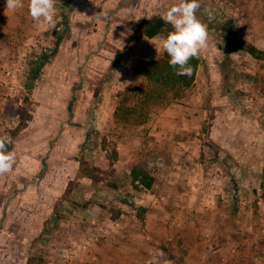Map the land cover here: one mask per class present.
Here are the masks:
<instances>
[{
  "label": "rangeland",
  "instance_id": "1",
  "mask_svg": "<svg viewBox=\"0 0 264 264\" xmlns=\"http://www.w3.org/2000/svg\"><path fill=\"white\" fill-rule=\"evenodd\" d=\"M173 2L56 0L59 29L26 33L0 17V135L16 153L0 174V264H195L186 231L205 243L240 211L245 239L264 242V0H201L195 84L144 124L116 119L119 95L147 84L138 62L164 53L165 32L128 51L131 36Z\"/></svg>",
  "mask_w": 264,
  "mask_h": 264
},
{
  "label": "trees",
  "instance_id": "2",
  "mask_svg": "<svg viewBox=\"0 0 264 264\" xmlns=\"http://www.w3.org/2000/svg\"><path fill=\"white\" fill-rule=\"evenodd\" d=\"M168 31H171V25L165 24L160 17L146 18L131 36L127 50L131 51L144 38H155ZM62 41L63 38L59 37L54 54L57 53ZM44 58L46 63L50 61L47 55ZM168 61L169 56L164 51L159 59L138 62L136 72L147 80V84L145 86L131 85L119 95L120 99L115 112L118 121L144 124L148 121L154 107L166 106L174 99L183 98L187 90L195 84L202 62L200 55L189 62L193 68L191 76L176 75ZM16 135L17 132H13V136ZM9 147L11 149L12 145ZM144 174L142 171L134 170V184L139 183L146 188H151V178L149 181L148 176ZM43 261L41 256L34 254L28 259L27 264H42Z\"/></svg>",
  "mask_w": 264,
  "mask_h": 264
},
{
  "label": "clouds",
  "instance_id": "3",
  "mask_svg": "<svg viewBox=\"0 0 264 264\" xmlns=\"http://www.w3.org/2000/svg\"><path fill=\"white\" fill-rule=\"evenodd\" d=\"M25 7V0H6V8L16 11ZM201 0H174L164 7L160 14L165 24L171 25V31L164 35L159 44H155L158 53L162 48L169 56L168 63L178 76H191L193 68L189 63L199 57L208 44V25L197 15ZM56 0H29V15L37 24H46L49 29L58 28ZM209 19H213L214 9H205ZM149 18H152L149 16ZM59 29V28H58ZM14 145L11 136L0 135V174L10 173L16 164V153L10 149Z\"/></svg>",
  "mask_w": 264,
  "mask_h": 264
},
{
  "label": "crops",
  "instance_id": "4",
  "mask_svg": "<svg viewBox=\"0 0 264 264\" xmlns=\"http://www.w3.org/2000/svg\"><path fill=\"white\" fill-rule=\"evenodd\" d=\"M28 2L29 0H25V7L23 9L13 11L6 8V0H0V17H2L5 29L8 31L12 30L14 32L21 33H26L31 25L37 26L36 28L43 29L41 27L43 23L37 24L29 15ZM2 21H0V23ZM196 211L197 213L195 215L189 214V216H196L197 218L201 216L205 218L209 217L213 219L212 222L218 220L217 217L224 214V210L205 211L204 214H202V211L200 213V210L196 209ZM184 215H186V217L188 216L187 214ZM227 215L228 212L225 214V216ZM229 216H232V213H230ZM232 217L235 218V224L233 225L219 223H213L209 225V227H212L211 230L213 234L212 238L210 240H206L205 243L197 240L199 239L200 233L198 227L195 226V228H198L196 230L189 228L186 231L190 232L191 238L193 233L194 235L197 233L195 235V240H191V242L195 243V250L193 249L192 252L195 264H245L246 261L250 262L253 259L258 260V257L260 256L261 259H264V242L253 239H245L247 230L249 231L250 227L244 224V216L242 211L237 213V215H233ZM218 221L221 222L222 220ZM201 231L203 232V230ZM227 232L229 233L226 234ZM231 250H233L235 254H233ZM224 257L229 259L227 263H222ZM247 257L250 260L245 259Z\"/></svg>",
  "mask_w": 264,
  "mask_h": 264
}]
</instances>
